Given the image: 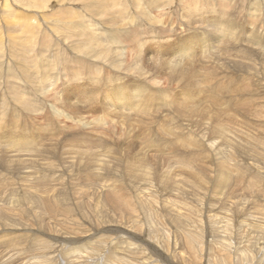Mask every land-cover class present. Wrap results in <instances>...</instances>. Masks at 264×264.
Masks as SVG:
<instances>
[{
    "label": "rangeland",
    "instance_id": "1",
    "mask_svg": "<svg viewBox=\"0 0 264 264\" xmlns=\"http://www.w3.org/2000/svg\"><path fill=\"white\" fill-rule=\"evenodd\" d=\"M0 264H264V0H0Z\"/></svg>",
    "mask_w": 264,
    "mask_h": 264
},
{
    "label": "bare ground",
    "instance_id": "2",
    "mask_svg": "<svg viewBox=\"0 0 264 264\" xmlns=\"http://www.w3.org/2000/svg\"><path fill=\"white\" fill-rule=\"evenodd\" d=\"M26 25H27V23H26ZM24 27H25V26H24ZM27 30H29V29H27ZM119 194H120V193H119ZM131 195H132V194H131ZM133 195H134V194H133ZM119 196H120V195H119ZM38 207H39V206H38ZM68 210H69V209H68ZM69 211H70V210H69ZM69 211H68V212H69Z\"/></svg>",
    "mask_w": 264,
    "mask_h": 264
}]
</instances>
